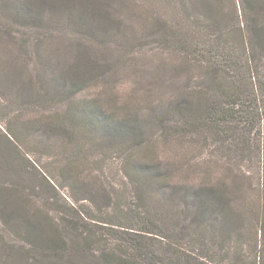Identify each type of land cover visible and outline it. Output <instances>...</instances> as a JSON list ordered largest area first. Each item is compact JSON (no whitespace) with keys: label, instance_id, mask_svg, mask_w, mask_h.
I'll return each mask as SVG.
<instances>
[{"label":"rangeland","instance_id":"obj_1","mask_svg":"<svg viewBox=\"0 0 264 264\" xmlns=\"http://www.w3.org/2000/svg\"><path fill=\"white\" fill-rule=\"evenodd\" d=\"M48 1L44 18L56 25H16L0 14V264H100L98 241H107L106 252L114 236L146 240L168 259L176 248L159 241L218 251L214 231L178 218L184 195L210 187L244 219L225 244L226 262L264 264L256 229L264 198V52L253 48L246 59L237 30L225 26V0L210 4L221 12L217 32L185 1L102 0L110 23L93 37L69 27L67 14L58 19L65 0ZM212 45L239 63L237 85H226L242 90V103L231 104L229 122L218 121L224 131L205 115L197 135L191 119H168L165 111L174 108L172 91L196 96L211 76L197 58ZM210 92L209 101L220 98ZM143 165L166 174L143 181ZM151 220L166 223L161 233ZM32 225L55 227L61 249L29 243ZM146 225L152 233L137 234ZM189 233L204 239L189 246L182 240Z\"/></svg>","mask_w":264,"mask_h":264},{"label":"trees","instance_id":"obj_2","mask_svg":"<svg viewBox=\"0 0 264 264\" xmlns=\"http://www.w3.org/2000/svg\"><path fill=\"white\" fill-rule=\"evenodd\" d=\"M187 2V6L190 7L189 14L195 16V18H204L207 22H209L212 26L220 23L218 20V16L221 13L217 11L214 13L211 10L212 4L214 0H180V5ZM67 3L63 6L62 11H66L65 13L60 11L57 13L58 19L63 20V15L67 14V21L69 19V27H74V25L78 26L79 30H82L83 34L89 37L102 36L104 28H107L110 23L109 14L106 11V6L104 5L102 0H65ZM44 3H49L48 0H0V14H2L5 19L14 22L16 25H30L41 24L47 22L49 24L56 25L57 21H46L44 16L47 11L52 9V5L47 7H43ZM65 4V3H64ZM220 9V8H218ZM225 11L222 14L225 17V26L230 30H237L236 39L242 46L247 49L244 52L246 59H248V54L253 48H260L264 52V15H260L264 12V0H225ZM188 10V9H186ZM73 14H77L80 18V22H74L70 16ZM193 18V19H195ZM65 21V22H67ZM223 22V23H224ZM211 27V26H207ZM96 29L100 31H96ZM215 32L220 28L213 29ZM12 35L10 31L7 30V36L11 37ZM217 33L214 34L216 36ZM94 39H97L94 37ZM240 46V45H239ZM241 47V46H240ZM252 47V48H250ZM221 46L218 47L212 45V47L208 49H200V53H198V60L204 62L205 66H209L212 70L209 72V75L206 79L203 78V82L200 85L198 84L195 87L196 96H192V92L189 90H183L181 88L179 90L180 95L175 92H171V97L169 101L172 104L175 102L174 108L168 106L170 112L165 111L166 117L168 119H175L176 116H182L187 120L191 119V124L194 125L195 132L197 135L199 133L200 128V120L205 117H211L213 121L209 118V124L215 127L222 128V131L225 130L226 125H222L218 121L221 119L224 121H230L233 114L232 109L234 107L231 104H238L241 102V94L242 90L236 86L233 89L226 84L232 82L236 83L239 80L240 74L237 70V65L239 63H235L229 58L224 57L226 54L223 51H220ZM242 48V47H241ZM238 55H236L237 59ZM242 58V56L240 55ZM236 66V67H235ZM192 67V65H189ZM219 72V73H218ZM216 73V74H215ZM221 73V74H220ZM227 78L228 81H224ZM189 79V78H187ZM183 86H185V81L183 79ZM223 82V83H222ZM221 85H226L225 87H221ZM237 85V84H235ZM223 89H221V88ZM215 90L219 92L220 98L216 97L213 100L210 99V90ZM199 93V94H198ZM178 96H180L178 98ZM168 101V102H169ZM200 102L202 106H200ZM164 104L161 103V105ZM171 103L169 102L168 105ZM165 105V104H164ZM222 111V112H220ZM208 115V116H205ZM205 116V117H204ZM212 122H214L212 124ZM124 126L126 131H130L132 126L129 123L120 121ZM224 123V122H222ZM131 124V123H130ZM226 124V123H224ZM155 165L140 166V176L138 179H143V181H148L150 183H155L154 179L157 177H162L166 172L161 173L157 169L154 168ZM156 181V180H155ZM160 184V183H158ZM157 184V185H158ZM135 185V184H134ZM176 188H173L172 191H175ZM177 192V191H176ZM173 193V194H176ZM185 199L184 209H180L178 213V218L183 217L188 222L193 224L194 229H199L201 224L206 225V231L212 230L214 231V239L216 246L219 248L217 251L215 248L206 251L203 246H200V252L196 253L194 249L191 251L184 246H176L172 242H162L164 244V248L167 250L172 247L176 248L175 257L173 256L171 259H168V256L165 258L164 255H160L153 248L154 244L147 242H137V239H132L128 237H119L114 236L110 240L114 245H116L111 249L105 252V248L107 246V241H98L102 243L101 252L98 255V261L100 264H228L226 262V251L227 248L225 244L230 241V233L236 230V226L238 221H244L241 210H237V208L232 207L227 204L222 195L219 194L217 189L215 188H205L200 191L191 192L189 196L183 197ZM176 199V198H175ZM262 209L261 216L257 220V233L259 236L260 247L264 248V198L262 200ZM188 215V216H187ZM239 215V216H237ZM187 216V217H186ZM177 218V220H179ZM183 219V220H184ZM152 221V220H151ZM152 223H154L152 221ZM166 224L162 221H158V223H154L155 227H158L159 233H161L160 229L163 228L162 225ZM145 228H150L147 230ZM137 234L145 235L144 233L150 232L154 230L151 227H141V229H137ZM142 232V233H141ZM25 237L34 246L39 248H43L46 252H56V250H60L61 248L56 247V240L59 239V233L56 228L53 226H48L46 230L35 228L32 225L26 232ZM126 238V239H125ZM148 238V237H144ZM92 237L90 234L87 235V242L90 243ZM161 239H167L165 235L161 236ZM160 239V240H161ZM204 236L199 234L196 238L195 235L192 236L189 233L188 238L186 236L185 240L189 246H193L199 240H203ZM125 240L128 241L129 244H121ZM121 241V242H119ZM135 241V242H134ZM142 243V247L140 245ZM223 244V245H222ZM175 245V246H174ZM89 246V245H88ZM162 246V245H161ZM174 255V253H173ZM220 256L221 261H216L214 258ZM226 259V260H225ZM143 261V262H141ZM232 264V263H231Z\"/></svg>","mask_w":264,"mask_h":264}]
</instances>
